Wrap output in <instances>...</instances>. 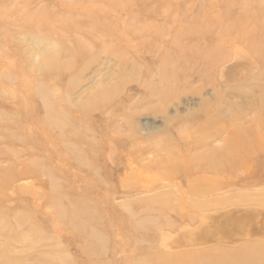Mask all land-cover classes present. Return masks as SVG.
<instances>
[{"label":"rangeland","instance_id":"rangeland-1","mask_svg":"<svg viewBox=\"0 0 264 264\" xmlns=\"http://www.w3.org/2000/svg\"><path fill=\"white\" fill-rule=\"evenodd\" d=\"M263 103L264 0H0V264L264 248Z\"/></svg>","mask_w":264,"mask_h":264},{"label":"bare ground","instance_id":"bare-ground-1","mask_svg":"<svg viewBox=\"0 0 264 264\" xmlns=\"http://www.w3.org/2000/svg\"><path fill=\"white\" fill-rule=\"evenodd\" d=\"M52 47H54V46H52ZM53 50H54V48H53ZM262 108L264 109V103L262 104ZM206 133H208V134L203 136L202 142L205 143L208 148H209V146L211 147L212 144H214V143H226L227 146H229V150H230L231 148L233 149L234 147L238 146L239 144H242L243 142L246 143L245 135L242 134V129L233 128L232 124L231 125L228 124L225 127H220V128L217 127V128L210 129V130L206 131ZM235 133H236V137L234 138L232 136ZM253 135L256 138L257 135L255 134V132ZM223 136H225V137L223 138ZM226 138H228V139H226ZM258 142H262V137H258L256 139V143H258ZM209 149H210V153H208V154H210L209 158H213V155L215 152L212 155L211 148H209ZM199 170H200V172H215V173H219L222 170L224 172H228V171L230 172V168L219 169L218 167L216 168L211 163H209L208 165L200 166ZM245 201H248V200H245ZM197 205H198V207H202V205H199V204H197ZM216 255H217V257L215 256L216 258H214V259H212L213 257H207L205 260H203L200 263L196 262V260H195V262L197 264H206V263L210 264L214 261V264H236L235 262L237 261V262H240V264H264V248L262 246H260V247H258V246L254 247V245L249 246V247L245 246L241 250V252L238 256L239 258L235 259L234 261H231V262H227V260H225V259H227V256L229 257L228 252H226V251L220 250L219 253H217ZM221 256H224L225 259H222Z\"/></svg>","mask_w":264,"mask_h":264}]
</instances>
